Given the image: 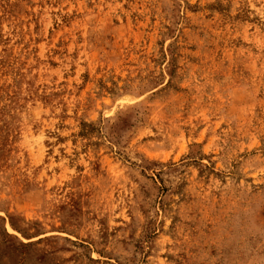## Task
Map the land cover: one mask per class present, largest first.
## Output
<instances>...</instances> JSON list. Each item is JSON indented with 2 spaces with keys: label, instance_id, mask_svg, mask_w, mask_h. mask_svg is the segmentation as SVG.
<instances>
[{
  "label": "rangeland",
  "instance_id": "rangeland-1",
  "mask_svg": "<svg viewBox=\"0 0 264 264\" xmlns=\"http://www.w3.org/2000/svg\"><path fill=\"white\" fill-rule=\"evenodd\" d=\"M0 264H264V0H0Z\"/></svg>",
  "mask_w": 264,
  "mask_h": 264
}]
</instances>
